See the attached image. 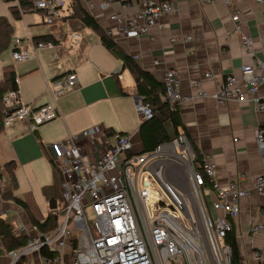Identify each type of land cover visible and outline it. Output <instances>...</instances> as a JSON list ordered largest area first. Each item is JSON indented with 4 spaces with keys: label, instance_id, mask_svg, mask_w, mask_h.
I'll use <instances>...</instances> for the list:
<instances>
[{
    "label": "built area",
    "instance_id": "built-area-1",
    "mask_svg": "<svg viewBox=\"0 0 264 264\" xmlns=\"http://www.w3.org/2000/svg\"><path fill=\"white\" fill-rule=\"evenodd\" d=\"M223 1L230 6L235 30H239L240 11L235 5L240 0ZM110 4V0H97L90 6L105 9ZM34 5L44 23L51 25L71 10L70 0H35ZM175 10L173 0H138L135 10L109 16L115 26L107 32L112 36L116 30L121 38L149 36L160 19ZM241 37L251 57L241 67L242 76L228 74L219 90H200L196 96L212 97L218 104L252 101L258 111H264V95L260 94L264 49L258 50L252 37ZM80 39L77 31L68 35L73 45ZM53 46L51 41L35 43L30 37H17L11 56L14 62H21L32 58V50ZM158 62L154 60V64ZM211 76V72L205 74ZM162 81L170 106L179 105L183 97L177 70L166 69ZM77 84L78 77L71 72L52 80L49 90L58 98L75 90ZM192 84L198 87L200 81ZM19 97V89L4 95V127L29 121L34 131L59 116L53 103L14 105ZM137 110L143 121L154 116L141 100ZM101 132L100 127H91L56 145L53 160L62 174L63 202L50 209L57 217L54 227L40 229L16 203L3 200L0 177V219H8L12 235L24 239L11 249L0 246V264H231L232 247L226 237L232 220L240 214L242 199L253 192L264 197V173L249 188L238 179L221 186L215 165L202 157L199 167L196 152L183 132L146 152L134 150V133L103 132L105 141L109 137L112 141L98 157H89L81 142L98 141ZM255 138L264 161V126L256 128ZM250 231L264 236V222H250ZM263 255L264 247L254 251L258 264H264Z\"/></svg>",
    "mask_w": 264,
    "mask_h": 264
},
{
    "label": "crops",
    "instance_id": "crops-1",
    "mask_svg": "<svg viewBox=\"0 0 264 264\" xmlns=\"http://www.w3.org/2000/svg\"><path fill=\"white\" fill-rule=\"evenodd\" d=\"M81 1L106 31L115 26L109 19L113 12H131L138 4V0H110V6L103 9L90 6L97 0ZM173 2L176 10L162 17L151 35L121 38L115 30L112 37L160 82H163L166 69L177 70L183 97L179 108L184 131L198 147L201 156L215 165L216 178L221 186L226 187L231 180L238 179L243 187L249 188L254 179L264 173L262 153L255 138L256 128L264 126V111H258L252 101L218 104L212 97L201 98L196 94L200 90L209 93L219 90L228 74L242 76L241 67L251 61L242 45V34L252 37L258 50L264 49V2L240 0L235 5L240 11L239 30H235L230 6L223 0ZM21 20H17L19 30L23 28ZM24 23L28 32L15 38L27 40L35 35L52 34L56 42L53 47L31 49L32 58L21 61L25 65L16 71L20 97L14 105L53 103L59 116L36 129L44 149L31 132L29 121L5 127L0 134V163L14 160L16 176L20 168L41 163L43 169L37 173L32 188L22 193L15 191V194L29 204L37 218L43 220L34 187L41 194L42 187L52 183L50 159L57 155L56 145L67 142L85 129L98 126L102 129L99 142L91 139L81 142L89 157H98L112 141L110 137L108 142L105 141L103 132L106 129L134 133V150L140 151L142 142L138 131L143 120L137 110L140 98L134 75L123 67L120 58L105 48L95 31L73 18L50 24L49 29L39 26L30 29L33 24L44 23L42 16ZM72 31L81 34L76 45L68 40ZM186 36H192V39L183 40ZM172 38L177 41L172 42ZM154 60H158V64H154ZM71 72L78 77L75 90L53 97L50 82ZM207 72L212 76L205 77ZM193 80H199L200 86H193ZM260 94L264 95V86L260 87ZM28 138L38 142V147L33 142L32 156L26 155L23 149ZM135 144L139 146L136 148ZM253 221L264 222V197L256 192L242 199L240 214L232 220L231 230L237 238L241 264H258L254 251L264 247V236L250 231V222ZM262 261L264 263V255Z\"/></svg>",
    "mask_w": 264,
    "mask_h": 264
},
{
    "label": "trees",
    "instance_id": "trees-1",
    "mask_svg": "<svg viewBox=\"0 0 264 264\" xmlns=\"http://www.w3.org/2000/svg\"><path fill=\"white\" fill-rule=\"evenodd\" d=\"M10 4L9 8L13 17L20 20L22 15L29 11H39L35 9V0H3ZM71 10L65 18H73L81 21L82 24L95 31L99 37L100 42L116 57L120 58L123 62V67L128 68L135 77L137 84V93L140 100L145 105H148L154 116L151 119L142 121L139 127V138L142 142V149L139 152H146L154 149L159 143L167 141L175 135L184 131V124L180 115L179 105L173 107L165 98L164 83L157 80L150 71L141 67L137 61L129 54H127L120 44L106 31V29L98 22V20L85 8L81 0H70ZM64 18V19H65ZM14 27L6 16H0V55L3 51L8 49L10 45L13 47L14 40ZM35 43L39 42H56L52 34L35 35L32 37ZM19 89L18 76L13 64L3 66V76L0 79V134L4 131V116L5 104L4 95L10 90ZM125 93V92H123ZM126 94V93H125ZM107 135H111L114 131L110 129L105 130ZM39 145L44 149L45 145L40 139L37 130L33 131ZM123 133V132H121ZM190 140L196 155L199 167L202 165V156L198 147ZM50 159V158H49ZM53 181L51 184H46L42 187V193L49 201L54 198L59 206L63 202L62 197V174L59 167L55 164L54 160L50 159ZM0 177L3 179V189L1 190V197L5 201H12L16 203L25 213L26 218L37 225L40 229L46 230L48 227L56 225V215L49 209L46 218L40 220L31 210L29 204L15 194L18 188V181L16 176V163L14 160L8 161L3 165L0 164ZM48 226V227H47ZM11 224L8 219H0V246L7 249L14 248L24 242V239L14 237L11 233ZM227 243L232 247L231 264H241L240 252L237 243V238L231 230L226 237ZM1 252V248H0Z\"/></svg>",
    "mask_w": 264,
    "mask_h": 264
},
{
    "label": "rangeland",
    "instance_id": "rangeland-1",
    "mask_svg": "<svg viewBox=\"0 0 264 264\" xmlns=\"http://www.w3.org/2000/svg\"><path fill=\"white\" fill-rule=\"evenodd\" d=\"M10 4H15L14 2L11 3H6L3 0H0V16H6L10 22L12 23V25L14 26V35L12 37V41L15 39L16 36L18 35H25L26 32H28V30L25 29L26 25L24 22H32L34 19H36L38 16H42V14H40L39 12H26L23 14L22 16V20L20 21L22 23L23 28L21 30H19V26H18V22L17 20L13 17L11 10L9 8ZM64 23V22H62ZM44 27L49 29L50 28V24L48 23H42V24H33L32 26H29L30 29L33 28H37V27ZM11 48L12 46L10 45V47L8 49H6L5 51H3L0 55V79L3 76V66L7 63H16L15 70L17 71V69L23 67L25 64L23 62H14L12 59V52H11ZM32 132V130H31ZM34 138H28L26 139V141L23 144V149L25 150V154L28 156H32L33 151L35 149L34 147ZM38 143V142H37ZM36 141L35 144L38 147ZM139 145L135 144V147L137 148ZM20 150L22 151L21 147ZM19 163V162H18ZM1 165H3L4 163H0ZM43 169V166L41 165V163H33V164H29L26 167H22L20 168V170H18L17 173V177H18V182H19V187L16 190V192L18 193H22L24 190L26 189H31L33 186V183L35 182V178L37 173H40L41 170ZM46 175L48 177V172H46ZM34 195H35V200L37 202V206L38 209L43 213L42 215V219L45 218L46 212L49 211V207H48V201L46 200V197L44 195H42V193L40 194V192H38L36 186L34 187Z\"/></svg>",
    "mask_w": 264,
    "mask_h": 264
},
{
    "label": "water",
    "instance_id": "water-1",
    "mask_svg": "<svg viewBox=\"0 0 264 264\" xmlns=\"http://www.w3.org/2000/svg\"><path fill=\"white\" fill-rule=\"evenodd\" d=\"M57 207V201L54 198L49 200V209L53 210Z\"/></svg>",
    "mask_w": 264,
    "mask_h": 264
}]
</instances>
